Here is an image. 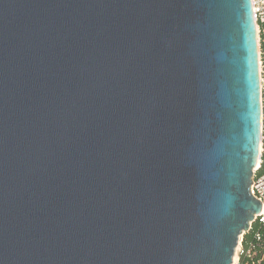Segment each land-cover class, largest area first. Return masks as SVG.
I'll list each match as a JSON object with an SVG mask.
<instances>
[{"label": "water", "instance_id": "obj_1", "mask_svg": "<svg viewBox=\"0 0 264 264\" xmlns=\"http://www.w3.org/2000/svg\"><path fill=\"white\" fill-rule=\"evenodd\" d=\"M259 92L250 0H0V264H232Z\"/></svg>", "mask_w": 264, "mask_h": 264}, {"label": "built area", "instance_id": "obj_2", "mask_svg": "<svg viewBox=\"0 0 264 264\" xmlns=\"http://www.w3.org/2000/svg\"><path fill=\"white\" fill-rule=\"evenodd\" d=\"M252 6V16L255 26L256 44L258 50V65H259V79H260V108L261 111V145L259 151V160L255 166L250 185V194L260 202L258 214L254 216L252 224H258L264 230V151L262 148V133L264 132V0H250ZM255 243H260L261 254L260 258L254 259L255 244L248 242L244 247L242 238L239 239L238 245L233 254L232 264H258L264 260V233L255 236Z\"/></svg>", "mask_w": 264, "mask_h": 264}, {"label": "trees", "instance_id": "obj_3", "mask_svg": "<svg viewBox=\"0 0 264 264\" xmlns=\"http://www.w3.org/2000/svg\"><path fill=\"white\" fill-rule=\"evenodd\" d=\"M262 139H263L262 148H263V151H264V132L262 133ZM263 157H264V155H263ZM263 233H264V230L262 228H260L258 226V224H252L250 226V230L248 232L244 233L243 236H242V243H243L244 247L248 244V242H252V243L255 244V248H254V253H255L254 254V259L255 260L260 258V254H261L260 243H255V236L257 234L263 235ZM240 264H242V261H241ZM258 264H264V260H262Z\"/></svg>", "mask_w": 264, "mask_h": 264}, {"label": "snow or ice", "instance_id": "obj_4", "mask_svg": "<svg viewBox=\"0 0 264 264\" xmlns=\"http://www.w3.org/2000/svg\"><path fill=\"white\" fill-rule=\"evenodd\" d=\"M253 87H254V85H253Z\"/></svg>", "mask_w": 264, "mask_h": 264}]
</instances>
